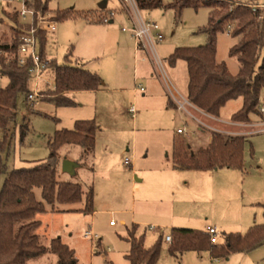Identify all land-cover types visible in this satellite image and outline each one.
I'll return each mask as SVG.
<instances>
[{"label": "rangeland", "instance_id": "rangeland-1", "mask_svg": "<svg viewBox=\"0 0 264 264\" xmlns=\"http://www.w3.org/2000/svg\"><path fill=\"white\" fill-rule=\"evenodd\" d=\"M44 1L48 3V8L54 15L55 11L73 10L81 14L99 11L100 5L108 2L106 13L98 12L95 18L101 16L104 18L109 13H114L112 19L116 33L124 34L127 42L132 40L131 34L122 33L123 26L132 28L133 24L127 13L123 12L119 0ZM172 1L163 0L162 8L153 11H141V15L144 19L153 21L160 26L164 41L157 46V54L165 62L167 72L174 84V91L178 98L183 101L188 97L187 64L185 61L179 60L171 66L168 59L177 48H195L208 43L209 37L204 32V28L208 25L211 10L208 8H201L198 11L185 9L181 18L177 19L175 12L167 8ZM257 2L264 4V0H257ZM83 22L82 17L68 19L59 22L55 32L47 34L45 46L47 59L55 60L59 65H62L65 63L66 55L72 50L71 59L73 61H83L87 64L88 69L93 70L104 67L113 76L116 74L114 72L117 70L116 67H118L119 60L116 61V58L119 57L122 59V63H120L117 72L127 76L126 83L120 85L114 82L110 86L111 91L103 96V99H100L103 101L101 106L93 97H88L83 102L70 98L74 102L76 101L75 106L58 107L47 101L50 90L55 89V73L52 69H48L38 85L40 95L38 104L31 106L27 102V96L34 90L33 82H31L29 93L19 97L16 122L12 124L10 129L13 134L11 148L5 152L0 151V158L7 166L8 171L32 167L37 162L44 161L49 157V142L57 131L72 130L77 121L91 120H94L101 129L96 138L94 173H90L87 168L78 169L79 164L76 160L78 154L77 157L74 156V171L64 172L63 163L67 160L64 157L69 146L64 147L59 153L61 162L59 179L61 181L80 183L84 190L94 187V215L77 212L58 214L51 211L38 215L37 219L42 223L36 232L40 237V243L49 247L52 239L60 238L64 244L75 251L80 264H130L126 258L130 250L128 230L133 225L139 227V224L132 222L134 217L140 224L142 223L139 231L145 235L146 247L153 246L159 237L163 236L162 253L158 264H211L209 252L203 254L204 259H200L194 252H186L181 261L176 260L170 255V243L166 242V237L171 236L173 228L199 229L194 227L211 225L210 228H216L219 235L221 234L218 244L222 245L224 244L223 234L239 233L246 235L254 225L264 224V207L260 206L259 202H255L256 204L251 205L252 208L248 209L250 217L248 215L243 217V224H245L237 227L239 222L233 219L231 214L241 202L242 194L240 192L212 197L209 196V193H205L196 197L197 199L189 198L184 193L187 190L184 188V183L191 180L188 176L183 175L178 179V187L170 193L166 191V195L161 198L155 195L154 190L156 192L162 183L159 182L158 187L154 177L145 175L147 177L145 184H139L136 191H134L132 183L137 184V179L141 180L144 171H149L160 158L167 164L172 165L174 163V139L179 137L177 131L183 127L187 128L188 135L180 137L186 144L192 146L193 151H197L207 141L209 134H214V131L242 135L240 137L245 138V134L248 135L257 131V126L264 124V118L259 119L257 116H252V122L242 123L243 127L232 128L228 124L225 125L230 126L227 129V127L220 126L217 118H211L189 107L188 110L195 121L192 123L185 113L173 105L168 107L166 104H161V102H165V99L169 103L171 95L163 80L161 81L157 77L155 68L146 54L141 53L144 59L140 61L139 66V75H146V77L139 76L138 79L134 78L135 56H133V52L128 54L127 49L122 52L123 57H120L121 54L118 56L116 48L112 47L105 50L97 58H78L79 55L76 54L78 45L80 48L83 47L82 53L84 55L98 53L89 54L87 44L90 40L86 37L88 33L86 29H81L82 25L85 24ZM230 25L232 24L225 27V33L217 35V61L219 63L224 62L229 71L236 75L239 71V62L236 57H231L229 54L236 43V40L228 32ZM14 36V32L3 27L0 30V46L12 44ZM8 83V78H2L3 86L8 85ZM42 85H46V87L43 88ZM139 86L145 88V97L137 91ZM242 104V98L229 102L222 108L220 118L223 121H229L232 115L242 107ZM261 106H264V92L261 94ZM132 107L136 108L135 117L129 112ZM24 124L28 126L29 131L23 140L21 138V126ZM3 137L4 131L0 129V142ZM72 147L79 154L82 152L81 148ZM68 153L75 154L71 150H68ZM125 158H129L132 163L135 171L132 175L125 171L131 167L124 165ZM244 159L249 172L258 168L264 170V134L248 137ZM90 164L91 161L87 163V166ZM105 169L108 173L104 172ZM223 174L222 172L218 176L215 175L209 184L219 180V176ZM254 176L253 187L245 193L249 194L246 195L247 197L254 196L255 200V197L262 192L263 185L260 177ZM5 179L6 174L0 176V191ZM168 194L169 196H167ZM37 195L40 199L39 192ZM260 203L264 205V200ZM80 207L81 204L61 206L60 208L77 209ZM168 210H173L172 215L178 221L176 225H180L179 220L183 219L184 222L181 223L183 226H173L172 229H169L167 223L171 222H168V216L158 215L159 211L168 212ZM188 218H194L197 222L194 225L189 224ZM111 223L115 226L111 227ZM163 224L166 226L163 227ZM151 227L155 229V232L150 230ZM87 232L97 235L99 240L86 238ZM27 264H58V259L56 255L47 254L29 260ZM216 264H264V245L248 253L232 254L228 261L223 260Z\"/></svg>", "mask_w": 264, "mask_h": 264}, {"label": "trees", "instance_id": "trees-1", "mask_svg": "<svg viewBox=\"0 0 264 264\" xmlns=\"http://www.w3.org/2000/svg\"><path fill=\"white\" fill-rule=\"evenodd\" d=\"M141 11H153L163 7V0H136ZM257 0H173L167 8L180 19L185 9L195 11L201 8L211 10L204 32L208 43L195 48H177L169 57L171 66L183 60L187 64L189 101L206 114L219 118L221 110L229 102L243 99V106L234 113V123H250L252 116L263 119L260 112L261 94L264 92V7ZM34 7L42 12L50 11L44 0H35ZM76 13L73 10L55 11L59 22L82 17L90 23H102V16L96 13ZM233 25L230 35L236 40L230 56L239 62V71L233 75L227 65L217 61V35L225 33V27ZM229 27V26H228ZM41 58L48 61V68L55 73V89L50 90L47 101L58 107H72L76 103L66 96L74 91H98L104 81L96 73L73 61L72 50L66 55L65 63L59 65L45 54L47 33H39ZM17 44L0 46V75L9 83L0 89V129L4 131L0 151L11 148L13 134L11 126L16 122L18 99L30 91L32 63L19 66L14 56ZM170 106L172 103L170 102ZM26 124L21 126V138L27 136ZM99 126L94 120L77 121L73 130L57 131L49 142V157L32 167L8 171L0 158V176L6 179L0 191V264H27L29 260L47 254L57 256L58 264H80L75 251L60 238L52 239L49 247L40 243L36 233L41 227L38 215L77 212L92 215L95 212L93 187L84 190L80 183L59 179V153L66 146L82 149L80 162L85 166L92 161L96 149ZM247 139L244 137L224 138L214 135L207 147L193 151L181 137L174 139V166L196 171L222 169H245L244 151ZM252 151V149H251ZM253 154V152H252ZM40 193V199L37 195ZM81 204L77 209H61V206ZM138 225L128 230L130 250L126 256L130 264H157L162 253L163 236L147 248L144 236H137ZM169 252L174 258L186 252H209L214 259H227L235 253H248L264 245V224L254 225L246 235L223 234L224 244L211 242L206 233L186 228H173Z\"/></svg>", "mask_w": 264, "mask_h": 264}, {"label": "crops", "instance_id": "crops-1", "mask_svg": "<svg viewBox=\"0 0 264 264\" xmlns=\"http://www.w3.org/2000/svg\"><path fill=\"white\" fill-rule=\"evenodd\" d=\"M102 5H105V8L100 9V7H99V10H103L104 13H106L105 10L108 7V2L102 3L100 6H102ZM83 23H85V24L82 25L81 29H83V30L86 29V32H88L86 37L90 40V42L88 44L86 43L88 45V48H89L88 49L89 54H92V52L93 53L98 52V53H94L95 55H84V53H82L83 47L80 48V45H78L76 47V54L78 53V55H79L78 58H82V59L95 58V57L97 58L98 56H101L100 54L104 53L105 50L111 49L112 47L116 48V53L118 54V56L121 54L120 57H123L124 55L122 52L127 49L128 54H131V52H133V56H135L134 78L138 79L139 76L142 78L146 77V75H139V73H140V70H139L140 61L144 58H143V55L141 54V52H138L136 50V48H135L136 45H135L134 39L130 35L132 40H131V42H129V41L127 42L126 36L124 34H121L120 32H119L120 34L116 33L117 32L116 29L113 28V25H114L113 19L107 24L90 23V22L85 21V20ZM119 28H120V26H119ZM119 31H120V29H119ZM49 33H52V32H48L47 34H49ZM122 33L127 34L128 32L122 31ZM130 43H131V45H130ZM77 61L79 63H81V65L85 69H87L91 72L93 71V73H96L99 76H101V78L104 81L103 88L98 90V91H74V92H69L66 94L67 97L73 98L74 100L76 99L78 102H83V100H85L86 98L93 97V99L96 100L97 104L101 106V105H103V101H101L100 99H103V96H106V94L111 91L110 86H112V84H114V82L117 84H120V85H124L127 81V76L124 73L122 74L120 72H117L118 67H120V63H122V59L119 57L116 58V61H118V67H116L117 70L114 71V72H116V74H114L113 76L110 73H108L104 67H102V69L96 68L95 70L88 69V66L86 63H84L83 61L80 62V60H77ZM126 70H128V69H126ZM46 72L47 71L44 72L43 77L45 76ZM150 77H152V75H150ZM105 82H106V84H105ZM42 87L44 88V87H46V85L45 86L42 85ZM145 93L142 94L143 97H145ZM161 104L162 105L166 104V105H168V107H172V106H169L170 102L168 103L166 99H165V102H161ZM114 105H117V104H114ZM242 106H243V104H242ZM216 120L218 123L221 124L220 125L221 127H227V129L230 126L228 127L225 125H228V124L230 125L231 123L233 124V125H231L232 128L243 127L242 124L231 122V119L229 121H223L220 118V116ZM244 126H246V125H244ZM100 132H101V129L99 128L97 135ZM201 133H206V132H201ZM178 136L180 137V135H178ZM240 136L241 135L229 137V138H237ZM251 136H253V135L245 136V138L248 139V137H251ZM96 138H97V136H96ZM213 138H214V135L209 134L207 141L205 143H203L198 148V150L202 147H207L212 142ZM191 148H192V146H191ZM68 150L74 151L75 154L74 155L70 154V153L67 154ZM68 150H66V153H65L66 155L64 157L65 159L67 158L68 161L73 163V162H75L74 156L77 157V154H78V157L76 158V160L78 161V164H79L78 169L82 167L83 169L87 168L90 173L95 172L96 149H95L94 157H93L91 164L89 166H87V165L84 166L80 162L81 152L79 154V152L75 148H73L72 146H69ZM60 164H61V162H60ZM170 165L171 164L165 163L163 161V159H161V158L159 160H157L155 165L151 169H149V171H147V170L144 171V175H142L141 180L137 179V184L132 183V187H133L134 191L137 190L139 184H145V178H147V177H145V175H150V176L154 177V179L157 181L156 183L158 184V187H159V182L162 183V186L159 187L158 190L156 189V192L154 190L155 195L156 196L158 195V197L162 198L163 195H166V193H165L166 191H167V193L168 192L170 193L178 187V185H179L178 179L184 175V176H188L191 180V181H186L184 183V188L187 189L184 193H186L187 197H189V198L197 199L196 197H200L201 195H204L205 193H209V196L212 197L215 195H222V194H228V193L238 194V192H240V194H242V196L240 197L241 202L238 204V207L231 214L232 218L239 222L237 224V227H239V226L241 227L245 224V223L243 224V221H244L243 217L245 215H248L250 217V212L248 211V209H251L252 208L251 205H255L256 204L255 202H259L258 204L260 206L264 207V205L262 203H260L262 200H264L263 199L264 198V170L262 168L252 169L249 172L248 169L246 168V165H245V169L243 171L234 170V169H222V170H212V171H196V170H191L188 168H176L174 166V163H172L171 166ZM129 170H131V171H129ZM129 170L125 169L126 173H128L129 175H132V173L135 172L133 167H132V163H131V167ZM104 172L108 173L107 169H105ZM222 172L224 174L222 176H219L220 177L219 180H217L213 184H209V181H211V178H213L215 175L218 176ZM137 173H139V171H137ZM255 173H258V174H255ZM112 174H111V176H112ZM254 175H258L260 177L261 184L263 185L262 192L259 193V195H257V197H255V200H254V196L247 197L249 194L245 193L253 187L252 185L255 181ZM191 184H193L192 187H191ZM258 184H259V181H258ZM167 196H169V194ZM165 199L169 200L170 198H165ZM172 211L173 210H168V212L167 211H164V212L159 211L158 215H161L162 217H165L166 215L168 216V222H171V223H167L169 226V229H172L173 226H183V225H181V223L184 222L183 219L179 220V223L181 222L180 225H176L177 224L176 222H178V221L175 220L174 216L172 215L173 214ZM65 213H67V212L58 213V214H65ZM68 213H71V212H68ZM132 222L134 224L135 223L139 224V227L137 230V236L138 237H141V236L145 237V235H143V233L139 231L142 223L140 224V222L138 220H136L134 217L132 218ZM187 222L189 224L194 225L197 222V220L194 218H188ZM113 226H115V225H111V227H113ZM164 226H166V225L163 224V227ZM210 226L211 225H208L206 227H194V228H199V229H194V230H199V231L206 233L207 230L210 228ZM222 229H224V227H222ZM151 231L155 232V230H151ZM147 248H150V247H147ZM194 253L196 255H198V257L200 259H204L203 254H206V252H200V253L194 252ZM185 254L186 253L179 255L175 259L178 261H181L182 257ZM229 258L217 260V259H214L210 255L211 264L220 263L223 260L228 261Z\"/></svg>", "mask_w": 264, "mask_h": 264}, {"label": "built area", "instance_id": "built-area-1", "mask_svg": "<svg viewBox=\"0 0 264 264\" xmlns=\"http://www.w3.org/2000/svg\"><path fill=\"white\" fill-rule=\"evenodd\" d=\"M122 5L123 12L127 13L129 18L132 21V28L126 26L122 27L123 32H128L131 34L132 38L135 41L136 50L138 52L144 53L149 56L151 60L157 77L166 85L167 90L171 97H169L172 105L185 113L186 116L195 123L194 119L191 116L188 108H194L200 113L206 114L196 106H194L188 99L181 101L178 98L177 93L174 91V84L170 79V76L167 72L165 62L158 57L157 46L163 43L164 36L160 29V26L153 22L144 19L141 15V10L137 5L136 0H119ZM35 0H0V30L3 27L9 28L10 31L15 33L14 42L17 44L16 52L14 53L15 58L19 66L24 67L28 63H32L31 68V82H33L34 90L27 96V102L31 106L38 104V98H40L38 85L43 79V74L48 69V61H45L41 58L39 45L40 38L39 33L41 32H54L57 30L58 22L55 20V15L51 12H42L34 7ZM259 7H264L260 5ZM114 17V13H109L106 15L101 22L104 24L109 23ZM233 30V25L229 26L228 32L231 33ZM12 43V44H13ZM8 44V45H12ZM6 55L0 51V56ZM1 63V57H0ZM3 76L0 75V89L4 88L2 84ZM137 91L140 93H145V88L143 86L137 87ZM129 112L133 117L136 115V108H130ZM260 112L264 116V106H261ZM207 116L214 118L208 114ZM230 125H233L232 123ZM258 130L254 131L250 135L264 134V124L257 126ZM213 135H221L226 137L238 136L235 134H227L222 131H214ZM177 134L180 136H187V128L183 127L177 131ZM242 136V135H241ZM244 136V135H243ZM125 166H131L129 158L124 160ZM111 225H114L111 223ZM150 230H155L153 227ZM210 236L211 242L216 244L218 243L219 233L216 228H209L206 232ZM86 238L92 240H99L97 235H94L91 232L85 234ZM166 242L171 243L172 237L167 236Z\"/></svg>", "mask_w": 264, "mask_h": 264}, {"label": "water", "instance_id": "water-1", "mask_svg": "<svg viewBox=\"0 0 264 264\" xmlns=\"http://www.w3.org/2000/svg\"><path fill=\"white\" fill-rule=\"evenodd\" d=\"M104 8H105V5L100 6V9H104ZM74 168H75V165L72 162L68 161V160H66L63 163V171L64 172H68V173L73 172Z\"/></svg>", "mask_w": 264, "mask_h": 264}]
</instances>
